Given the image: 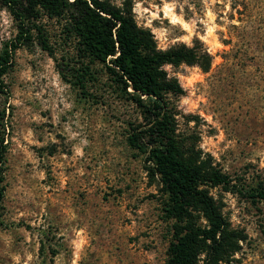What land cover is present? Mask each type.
Returning a JSON list of instances; mask_svg holds the SVG:
<instances>
[{
    "label": "rangeland",
    "instance_id": "374dc122",
    "mask_svg": "<svg viewBox=\"0 0 264 264\" xmlns=\"http://www.w3.org/2000/svg\"><path fill=\"white\" fill-rule=\"evenodd\" d=\"M101 1L129 13L158 49L199 41L207 50L206 72L165 67L183 90L166 103L179 141L238 187L207 188L242 236L220 264H264V201L246 194L264 188V0ZM26 21L28 34L0 0V50L20 43L0 96V264H166L173 222L145 156L126 142L143 124L139 109L103 65L79 57L66 19Z\"/></svg>",
    "mask_w": 264,
    "mask_h": 264
},
{
    "label": "trees",
    "instance_id": "16d2710c",
    "mask_svg": "<svg viewBox=\"0 0 264 264\" xmlns=\"http://www.w3.org/2000/svg\"><path fill=\"white\" fill-rule=\"evenodd\" d=\"M1 2L19 20L23 33L30 31L27 25L23 27L26 20L36 19L43 12L49 18L66 19V32L75 39L79 57L103 65L111 83L139 109L143 124L130 126L126 142L145 156L148 171L157 178L164 196L162 212L173 222L166 264L227 263L239 250L242 236L230 228L207 188L221 187L231 192L238 187L228 175L209 161L199 160L193 149L179 141L174 115L166 103L168 94L182 95L183 90L165 67L186 64L208 71L211 58L203 44L196 41L192 46L158 49L152 35L140 29L129 13L101 0ZM23 33L20 37L28 39ZM19 44H4L0 50V96L4 100L8 97L4 78L12 67V51ZM88 70L86 66L76 70L79 83ZM0 119H4V113ZM5 145L0 132V204L4 196ZM246 194L253 203L264 201V188H249Z\"/></svg>",
    "mask_w": 264,
    "mask_h": 264
}]
</instances>
